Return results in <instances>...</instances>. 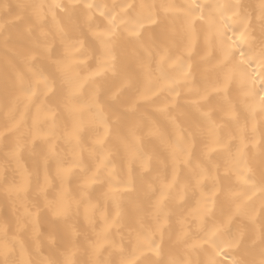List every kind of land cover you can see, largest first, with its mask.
Masks as SVG:
<instances>
[{"label":"snow or ice","instance_id":"snow-or-ice-1","mask_svg":"<svg viewBox=\"0 0 264 264\" xmlns=\"http://www.w3.org/2000/svg\"><path fill=\"white\" fill-rule=\"evenodd\" d=\"M0 264H264V0H0Z\"/></svg>","mask_w":264,"mask_h":264}]
</instances>
